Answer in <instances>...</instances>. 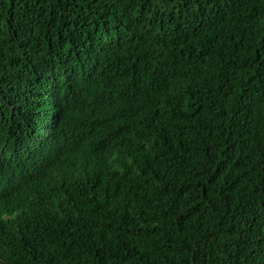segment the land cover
Listing matches in <instances>:
<instances>
[{
  "label": "trees",
  "instance_id": "obj_1",
  "mask_svg": "<svg viewBox=\"0 0 264 264\" xmlns=\"http://www.w3.org/2000/svg\"><path fill=\"white\" fill-rule=\"evenodd\" d=\"M0 264H264V0H0Z\"/></svg>",
  "mask_w": 264,
  "mask_h": 264
}]
</instances>
